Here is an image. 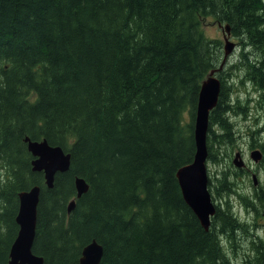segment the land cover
I'll return each mask as SVG.
<instances>
[{"label": "trees", "instance_id": "trees-1", "mask_svg": "<svg viewBox=\"0 0 264 264\" xmlns=\"http://www.w3.org/2000/svg\"><path fill=\"white\" fill-rule=\"evenodd\" d=\"M209 16L240 39L234 65L264 105V0H0V264L19 231V194L36 185L33 252L44 264H78L94 239L100 264H233L221 237L236 248L249 224L230 195L260 215L264 188L243 196L240 174L221 167L208 188L224 202L206 230L177 177L195 158L201 84L224 58L205 36ZM229 76L220 71L208 129V160L218 165L234 140L227 113L244 111L239 97L232 104ZM28 137L71 154L52 188L32 168ZM77 176L89 184L80 198ZM249 247L242 264H264V238Z\"/></svg>", "mask_w": 264, "mask_h": 264}, {"label": "water", "instance_id": "water-1", "mask_svg": "<svg viewBox=\"0 0 264 264\" xmlns=\"http://www.w3.org/2000/svg\"><path fill=\"white\" fill-rule=\"evenodd\" d=\"M228 37L230 27L226 26ZM225 45V58L218 70H212L208 79L204 80L199 92L198 105L195 118V140L196 153L194 161L181 167L177 172V177L182 189L183 197L187 204L193 209L199 218L202 226L209 230L211 217L215 214L216 208L212 202L211 193L208 190L207 173V134L209 129L210 113L218 103L221 92V81L215 73L223 68L228 55L234 48V43L227 39ZM28 149L33 154L32 166L34 171L43 172L46 184L49 188L54 186L55 176L58 172H66L70 168L71 154L66 153L60 146H51L47 140L33 141L26 138ZM251 157L258 162L263 157L259 150H254ZM234 164L243 168L245 163L240 153H237ZM254 182H257L256 179ZM77 197L80 198L88 191L89 185L82 177L75 178ZM257 183H255L256 185ZM41 187L36 185L29 190H24L19 194V211L16 221L19 224V231L10 249V260L8 264H44L42 256L33 252V244L36 236L38 204ZM76 205L73 199L68 205L71 212ZM104 248L96 239L85 245L79 264H100L103 257Z\"/></svg>", "mask_w": 264, "mask_h": 264}, {"label": "rangeland", "instance_id": "rangeland-1", "mask_svg": "<svg viewBox=\"0 0 264 264\" xmlns=\"http://www.w3.org/2000/svg\"><path fill=\"white\" fill-rule=\"evenodd\" d=\"M226 24L227 23H221L214 17L209 16L203 21V30L205 36L218 40L224 50L227 44L226 36L229 41L235 44L233 50L226 58L222 70L230 73V80H232L234 84L231 94L233 106L237 104L236 100L239 97L244 111L239 113H227V116L234 125V140L224 148V163L218 165V163L207 160V169L209 170L212 180L216 182L215 176L219 175L218 171L221 167L228 166L230 163L233 164L236 154L240 153L245 163V169L240 173L235 189L242 192L243 196L252 198L256 193L255 190L264 188V160L262 161L261 158L260 161L255 162L251 158V153L254 150H259L264 154V105L259 103V94L254 84L246 79L241 69L234 65L239 63V53L242 48L240 39L232 34L231 29L230 36L228 37L229 34L226 29ZM223 60L224 58H221L215 70L220 68ZM219 75L220 72L217 74V77H219ZM232 83L230 82V84ZM255 179L257 182H254ZM255 183L257 184L255 185ZM217 202H224L222 195L217 198ZM229 202L236 210L240 222H248L249 228L238 230V239H236L238 246L236 248L232 247L228 239H225L223 236L221 237V244L227 255L232 258L233 264H242L244 258L250 252L249 246H251L253 240H255V235L264 238V213L256 215L253 211L251 212L250 208L246 206L239 195L231 194Z\"/></svg>", "mask_w": 264, "mask_h": 264}]
</instances>
